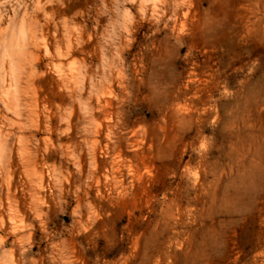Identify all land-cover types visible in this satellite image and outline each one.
I'll return each mask as SVG.
<instances>
[{
  "label": "clouds",
  "instance_id": "9594fccd",
  "mask_svg": "<svg viewBox=\"0 0 264 264\" xmlns=\"http://www.w3.org/2000/svg\"><path fill=\"white\" fill-rule=\"evenodd\" d=\"M0 264H264V0H0Z\"/></svg>",
  "mask_w": 264,
  "mask_h": 264
}]
</instances>
